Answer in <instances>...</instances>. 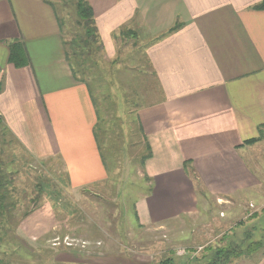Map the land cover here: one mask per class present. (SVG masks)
Returning a JSON list of instances; mask_svg holds the SVG:
<instances>
[{
  "label": "crops",
  "instance_id": "obj_1",
  "mask_svg": "<svg viewBox=\"0 0 264 264\" xmlns=\"http://www.w3.org/2000/svg\"><path fill=\"white\" fill-rule=\"evenodd\" d=\"M87 1L103 44L101 62H116L114 83L135 79L140 91L144 79L155 85L156 95L137 109L138 129L152 150L144 165L148 191L134 202L137 225L174 230L180 220L201 218L206 206H200L198 185L207 188L214 207L229 201V217L249 199L264 204V184L247 158L264 140L245 144L264 138V10L253 9L264 0ZM56 6L52 0H0V134L27 159L62 165L70 189L87 190L108 180L95 133L98 109L91 86L74 75L72 38L64 37ZM15 41L26 47V67L9 61ZM111 88L118 95L119 87ZM58 203L46 201L34 214L47 221L45 234L62 227ZM114 256L58 249L54 264L162 260L141 253L133 261L104 262ZM232 264H264V245Z\"/></svg>",
  "mask_w": 264,
  "mask_h": 264
},
{
  "label": "rangeland",
  "instance_id": "obj_2",
  "mask_svg": "<svg viewBox=\"0 0 264 264\" xmlns=\"http://www.w3.org/2000/svg\"><path fill=\"white\" fill-rule=\"evenodd\" d=\"M52 1L57 5V16L64 37L68 40L73 38L75 30L81 33V25L77 22L76 14L77 0ZM131 50L122 52L128 54ZM138 52L142 57L144 50ZM127 57L132 56L130 54ZM74 59L72 56L73 63ZM99 63L101 76L97 79L91 76L88 81L92 88L93 101L100 113L98 119L101 117L103 121L98 125L100 128L107 127V135L97 131L98 125L95 133L106 162L108 180L98 187L74 191L70 189L62 174V165L57 163L54 166H50L49 163L42 165L27 159V155L22 154L24 151L9 142V136L0 134V161L4 163L2 174L14 182L13 189L11 187L8 189V192L14 194H11V199L6 202L15 203L14 206H10L11 215L0 214V264H54L56 251L70 248L76 251H101L110 256L117 255L113 258H104V262L107 263L124 258L133 261L132 256L149 253L155 256L156 260L174 256L183 258L180 260L181 264H209L217 250L233 247L234 243L240 242L244 253L251 242L258 241L263 246L264 204L258 203L257 199H249L244 207L238 208L236 215L229 217V201L220 199L218 202L221 207H214L215 199H212L203 185L197 186L202 203L200 206L204 203L206 206L201 208L204 213L203 216L200 215L201 218L180 220L174 230L167 227L142 228L137 225L134 202L148 191L144 165L152 156L151 146L140 134L135 115L133 118L123 116L116 126L111 125L109 119L113 117L119 101L123 102L125 96L133 102L130 110L136 114L139 104H148L149 97L152 94L156 95L155 85L148 79L143 80L141 102L138 97L137 80L128 85L122 83L120 89L123 95L117 96L111 90L117 67ZM146 65L147 67L144 64L143 70L149 72L148 64ZM148 76L150 77L147 75V78ZM6 140L10 144H6ZM247 158H250L252 168L264 184V141L261 145L253 146ZM41 174L44 176L43 179L50 180L54 185L52 189L46 191L62 192L61 198L57 196L59 202L57 211L61 212L62 216L61 219H56L62 227L57 225L54 233L49 231L45 234V230L49 229L47 221L39 217L34 219V214L42 210L46 201L54 199L57 201L55 193L53 197H49L44 192L38 198L33 192L34 185L38 182L37 177ZM53 174L56 175L55 178ZM61 179L64 183L60 185ZM262 195L264 196V190ZM42 201L43 204L40 206ZM65 213L70 219L65 218ZM230 218L231 221L225 223L226 219ZM41 221L45 223H40ZM29 235L34 237L30 239ZM38 235L43 236L45 240L35 241L38 240L36 238ZM177 253H182L183 256L179 257ZM92 259L97 263L96 258Z\"/></svg>",
  "mask_w": 264,
  "mask_h": 264
},
{
  "label": "trees",
  "instance_id": "obj_3",
  "mask_svg": "<svg viewBox=\"0 0 264 264\" xmlns=\"http://www.w3.org/2000/svg\"><path fill=\"white\" fill-rule=\"evenodd\" d=\"M254 10H264V1L260 4H257L253 8ZM76 14H77V22L81 25L80 30L81 33L77 32L76 30L73 31V38L68 43V58L70 61V65L73 67V72L78 81H81L83 83H86L88 87L89 84V77L93 76L94 78H99L101 76V70H100V63L103 59V44L99 38L98 30L95 24L94 15L92 12V9L88 3L87 0H77L76 3ZM69 31V30H68ZM129 32H122V35L128 34ZM10 48V57L9 61L12 65H14L17 68H23L30 64V59L27 54V50L25 45L20 41H15L9 44ZM72 56H74V63L72 61ZM116 62H114L115 65ZM135 80V79H134ZM132 80V81H134ZM132 81L125 80L124 82L117 83L118 87L117 92L118 95H123V93H120V85L123 83L124 85L130 84ZM111 84V82H110ZM113 87H115V83L113 82L111 84ZM91 88V87H90ZM134 90L133 88H131ZM2 92V84L0 83V93ZM91 92V89H90ZM138 97L140 99V90L138 92ZM116 95V94H115ZM133 104V102L125 96L124 101H119L118 108L114 111L112 114L113 117H110L108 115L107 117L109 121L112 123L111 125L116 126L118 122L121 121L123 116H129L130 118H133L135 115L136 122L138 124V115L137 112L134 114L133 111L130 110V106ZM139 107V105H138ZM137 107V109H138ZM98 116H100V113L98 112ZM103 123L101 120V117L98 119V124ZM97 124V125H98ZM97 131H102L104 134L107 135V127L100 128L98 125ZM97 134V133H96ZM97 136V135H96ZM263 138H256L246 141V145L253 146L256 143H259L262 141ZM99 143V140H98ZM101 148V147H100ZM4 166V163L0 161V214L7 213L8 215L12 214V211L10 210V206H14L15 203L9 202L7 204L6 201H9L11 199V194H14L12 192H8L9 187L13 189L14 182H11L12 180H9V177H5L2 174V167ZM44 176L41 174L39 177H37V183L34 185V193L37 195L36 197H41L43 193L45 192L49 197H53L55 193V198L57 200V196L61 198L62 192L60 193H52L46 191V189H52L54 186L50 180L43 179ZM50 181V182H46ZM67 182V180H66ZM61 183H64V181L61 179ZM68 183V182H67ZM49 185V188H48ZM69 185V184H68ZM56 189V187H55ZM15 191V190H12ZM55 200V199H54ZM58 201V200H57ZM33 202V201H32ZM264 230V227H263ZM233 245V243H230ZM261 242H251L247 248L245 249V252L248 251H254L256 249H259L261 247ZM239 248V250H238ZM241 243H234L233 247H229L227 249L223 250H217L214 254L211 262L209 264H232L234 260L239 259V257L242 255V248ZM159 264H181L180 260H177L174 256L164 258L162 259Z\"/></svg>",
  "mask_w": 264,
  "mask_h": 264
},
{
  "label": "built area",
  "instance_id": "obj_4",
  "mask_svg": "<svg viewBox=\"0 0 264 264\" xmlns=\"http://www.w3.org/2000/svg\"><path fill=\"white\" fill-rule=\"evenodd\" d=\"M183 253V252H182ZM182 253H180V254H182Z\"/></svg>",
  "mask_w": 264,
  "mask_h": 264
}]
</instances>
